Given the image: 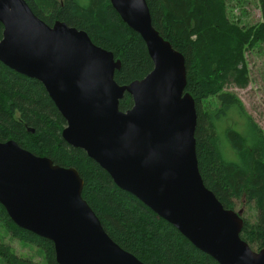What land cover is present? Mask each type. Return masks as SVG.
<instances>
[{"label":"water","instance_id":"1","mask_svg":"<svg viewBox=\"0 0 264 264\" xmlns=\"http://www.w3.org/2000/svg\"><path fill=\"white\" fill-rule=\"evenodd\" d=\"M110 4L147 48L153 69L143 79L119 86L111 52L63 22L46 25L24 0H0V63L39 82L65 121L61 139L194 248L217 264H264V248L240 238L242 210L225 209L200 177L182 54L153 28L145 0ZM82 188L76 169L0 142V205L19 229L52 242L57 264H144L105 233Z\"/></svg>","mask_w":264,"mask_h":264},{"label":"trees","instance_id":"2","mask_svg":"<svg viewBox=\"0 0 264 264\" xmlns=\"http://www.w3.org/2000/svg\"><path fill=\"white\" fill-rule=\"evenodd\" d=\"M24 1L46 25L63 22L84 31L94 45L111 52L121 64L113 76L119 86L141 80L153 69L144 42L122 22L110 0ZM145 1L153 28L184 58L185 92L196 108L195 153L202 182L225 209L234 210L237 202L253 204L255 220L241 216L240 238L257 252L264 248V132L225 88L229 83L245 87L246 52L256 46L264 49V0H256L261 19L251 25L235 20L226 0ZM2 32L0 24V39ZM210 100L215 101L213 108L207 106ZM132 105V97L124 94L118 108L126 112ZM230 109L247 120V134L231 127L219 133V125ZM65 125L39 82L0 63V142L12 140L35 156L76 169L83 180L82 198L105 233L140 262L217 264L139 200L117 188L82 150L68 146L61 139ZM0 221L12 238L40 249L45 264H57L52 242L19 229L1 205ZM0 259L4 264H37L18 257L1 243Z\"/></svg>","mask_w":264,"mask_h":264},{"label":"rangeland","instance_id":"3","mask_svg":"<svg viewBox=\"0 0 264 264\" xmlns=\"http://www.w3.org/2000/svg\"><path fill=\"white\" fill-rule=\"evenodd\" d=\"M226 2L233 12L234 19L238 20L240 24L251 25L260 21L261 14L256 0H226ZM245 57L248 70V84L243 88H239L234 83H229L225 88V92L234 94L240 100L246 114L251 116L253 121L264 132V49L256 46L252 50H249V52L247 51ZM209 102L211 104L207 105L208 108H213L215 101L214 103L212 100ZM206 103L207 100L203 101V107H205ZM223 119L219 125V133L221 135L222 130L229 127L242 135L248 133L247 120L235 110L230 109ZM243 203H235L234 211L242 210V217L253 222L255 220L253 204L245 205ZM0 243L9 246L18 257L29 259L37 264H45L40 249L31 243L12 238L6 224L2 221H0ZM0 264H4L1 259Z\"/></svg>","mask_w":264,"mask_h":264}]
</instances>
